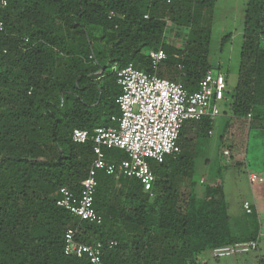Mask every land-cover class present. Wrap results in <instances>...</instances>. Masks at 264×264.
<instances>
[{"label": "trees", "instance_id": "1", "mask_svg": "<svg viewBox=\"0 0 264 264\" xmlns=\"http://www.w3.org/2000/svg\"><path fill=\"white\" fill-rule=\"evenodd\" d=\"M5 1L0 264H88L63 254L68 229L86 245L114 242L104 249L103 264H199L198 256L213 248L258 238L254 210L233 222L220 180L202 182L198 189L193 179L197 144L211 134L209 118L183 125L180 155L161 164L148 161L155 178L149 192L136 179L100 173L93 206L101 224L79 221L56 206L61 188L79 192L94 159L93 141L76 144L73 131L91 136L97 128L117 125L112 118L120 116L121 88L113 67L132 65L188 92L212 72L209 40L216 0ZM167 29L182 42H166ZM157 50L166 59L153 70L148 53ZM229 111L245 138L252 130L264 136V0L245 5ZM104 156L108 163L127 158L117 149L104 150ZM182 179L189 181L184 193L178 190Z\"/></svg>", "mask_w": 264, "mask_h": 264}, {"label": "built area", "instance_id": "2", "mask_svg": "<svg viewBox=\"0 0 264 264\" xmlns=\"http://www.w3.org/2000/svg\"><path fill=\"white\" fill-rule=\"evenodd\" d=\"M7 3L0 0V34L5 25L1 11ZM151 67L156 70L166 59L162 50L148 53ZM117 85L121 94L117 99L120 116L112 121L115 127L97 128L93 135L87 131L74 130L72 141L84 144L93 141L94 159L85 178L80 182L79 192L67 188L59 190L56 206L67 211L79 221L101 224V217L94 209V195L98 185V175L133 178L139 181L144 192L151 190L154 175L148 161L163 163L166 157L180 155L179 134L186 122H199L203 118L214 120L220 114V104L226 93V82L223 74L207 72L198 84V89L188 92L181 84L148 75L132 65L118 69ZM123 151L127 158L120 162L108 163L104 150ZM253 180V177H250ZM242 210L249 215L253 205L242 203ZM76 230L68 229L63 237V254L67 257L85 259L88 264H103L102 255L106 247L111 248L114 242H97L86 245L75 239ZM258 249V240L235 243L213 248L209 251L215 260L243 256Z\"/></svg>", "mask_w": 264, "mask_h": 264}, {"label": "rangeland", "instance_id": "3", "mask_svg": "<svg viewBox=\"0 0 264 264\" xmlns=\"http://www.w3.org/2000/svg\"><path fill=\"white\" fill-rule=\"evenodd\" d=\"M246 2L216 0L214 5L208 61L214 75L220 73L227 78L226 100L220 104V114L213 120L211 134L203 143L197 144L193 179L198 189L202 187V182L209 184L220 180L228 203L229 217L235 223L247 219L241 209L243 202L255 204L262 236L257 253L215 260L207 251L198 256L199 264H258V257L264 255V136L252 130L245 138V133L238 132V125L229 111L230 98L238 79ZM227 35L230 38L222 43L223 37ZM165 40L176 44L182 42L170 29L166 32ZM232 144L235 146L229 149ZM188 183L187 179L180 180L178 190L186 192Z\"/></svg>", "mask_w": 264, "mask_h": 264}, {"label": "crops", "instance_id": "4", "mask_svg": "<svg viewBox=\"0 0 264 264\" xmlns=\"http://www.w3.org/2000/svg\"><path fill=\"white\" fill-rule=\"evenodd\" d=\"M224 78H225V82H226V85H227V78H226L225 75H224ZM252 205H253L254 211H255V213H256V216H257V218H258V223H259V225H260L259 215H258V211H257L256 205H255V204H252ZM241 209H242V208H241ZM242 212L244 213L243 210H242ZM260 229H261V225H260ZM260 229H259L258 238L256 239V240H258V249H257L256 251H254V253H257V252L259 251L260 239H261V236H262V233H261V230H260ZM263 256H264V255L258 257V264H259V260H260V258L263 257ZM197 262H198V263H201V262L198 261V259H197ZM204 264H205V262H204Z\"/></svg>", "mask_w": 264, "mask_h": 264}]
</instances>
